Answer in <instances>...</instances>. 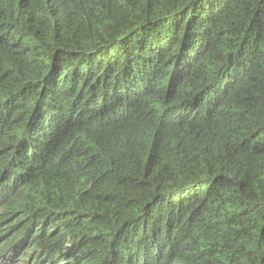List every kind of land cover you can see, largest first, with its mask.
<instances>
[{
	"label": "trees",
	"instance_id": "16d2710c",
	"mask_svg": "<svg viewBox=\"0 0 264 264\" xmlns=\"http://www.w3.org/2000/svg\"><path fill=\"white\" fill-rule=\"evenodd\" d=\"M0 264H264V0H0Z\"/></svg>",
	"mask_w": 264,
	"mask_h": 264
}]
</instances>
